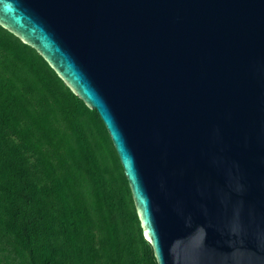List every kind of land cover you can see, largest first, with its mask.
Listing matches in <instances>:
<instances>
[{"label": "water", "instance_id": "95a60500", "mask_svg": "<svg viewBox=\"0 0 264 264\" xmlns=\"http://www.w3.org/2000/svg\"><path fill=\"white\" fill-rule=\"evenodd\" d=\"M102 118L158 264H264V0H0Z\"/></svg>", "mask_w": 264, "mask_h": 264}, {"label": "trees", "instance_id": "16d2710c", "mask_svg": "<svg viewBox=\"0 0 264 264\" xmlns=\"http://www.w3.org/2000/svg\"><path fill=\"white\" fill-rule=\"evenodd\" d=\"M0 264H158L99 113L2 27Z\"/></svg>", "mask_w": 264, "mask_h": 264}]
</instances>
